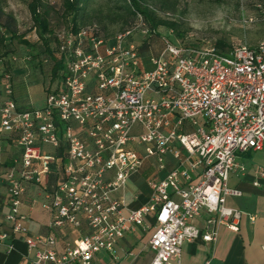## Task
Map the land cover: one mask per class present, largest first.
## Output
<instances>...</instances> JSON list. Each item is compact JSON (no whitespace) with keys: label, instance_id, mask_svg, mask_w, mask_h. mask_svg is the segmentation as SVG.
<instances>
[{"label":"built area","instance_id":"obj_1","mask_svg":"<svg viewBox=\"0 0 264 264\" xmlns=\"http://www.w3.org/2000/svg\"><path fill=\"white\" fill-rule=\"evenodd\" d=\"M157 33L137 12L129 29L110 37L97 23L59 34L60 86L42 108L20 109L12 74L3 72L0 135H16L22 149L6 176L5 219L30 251L37 249L30 264H91L96 254L113 252L120 239L144 227L149 216L155 218L150 264H181L185 242L216 241L221 225L238 231L241 212L226 200L243 193L228 182L237 168L246 172L237 163L239 153L264 148V41L223 53L215 44L191 46L161 35L164 48L145 68L141 46ZM186 123L194 129L183 131ZM168 154L177 164L162 178ZM150 158L158 162V174L149 180L151 198L124 215L125 198L112 194L125 189ZM53 171L60 180L50 186ZM28 183L45 187L52 227L81 228L86 220L89 232L76 245L58 252L53 237L29 234L20 212ZM253 184L264 187V168ZM203 211L212 225L205 233L195 224ZM8 237L0 233V245Z\"/></svg>","mask_w":264,"mask_h":264},{"label":"crops","instance_id":"obj_2","mask_svg":"<svg viewBox=\"0 0 264 264\" xmlns=\"http://www.w3.org/2000/svg\"><path fill=\"white\" fill-rule=\"evenodd\" d=\"M152 40L153 45L149 47L147 55L142 54L145 68H151L150 57L161 53L163 50L160 37ZM144 60L148 62L145 63ZM3 70L4 68L1 66L0 106L6 98ZM51 74L49 86L46 87L44 83L38 81L39 79L33 70L17 71V76L12 79V83L14 98L20 109L31 110L44 106L48 89L55 90L60 86V82L53 79ZM41 85L47 93L43 102L38 100V97L36 98ZM199 122L202 124V119ZM182 129L183 131H191L194 128L190 123H186ZM0 147L3 150V163L0 166V233H6L9 236L0 245V264H30L36 259L37 249L30 251L24 235L14 234L10 223L5 219L9 212L6 176L15 161L21 160L22 149L17 144L16 135H0ZM49 152L53 154L52 151ZM60 152L61 159L65 158V154ZM262 152H264V148L259 151L250 150L247 153H239L237 163L239 166H244L246 172L241 173L240 169L237 168L230 174L229 186L239 189L243 193L242 196H230L226 200L227 207L241 212V217L237 221L238 231L221 225L218 228L216 241L208 242L199 238L193 242H185L182 247L181 264H264V187L258 188L253 184L257 170L264 168ZM152 159L155 158L148 159L140 172L128 180L125 189L115 191L112 194L114 198H125L124 215H128L130 210H137L149 202L152 195L149 180L158 174V162L156 159V162ZM176 164V159L168 154L166 156L167 170L160 174L162 178ZM59 178L60 175L57 171H53L48 178V184L50 186L56 185L60 180ZM45 194L44 186L35 183L27 184L20 208L21 214L25 217L22 224L32 236L53 237L56 241L54 248L58 252H63L67 247L76 245L89 232V227L86 220L83 219L81 228L68 226L58 229L52 227L54 213L44 206L47 202ZM209 218V214L203 211L195 219V224L202 233L212 227L208 222ZM154 224L155 218L149 216L144 227H139L136 232L129 233L120 239L113 252L101 251L96 254L91 264H150L155 255L150 247V240L155 231Z\"/></svg>","mask_w":264,"mask_h":264},{"label":"rangeland","instance_id":"obj_3","mask_svg":"<svg viewBox=\"0 0 264 264\" xmlns=\"http://www.w3.org/2000/svg\"><path fill=\"white\" fill-rule=\"evenodd\" d=\"M51 11V26L55 35L68 29L67 21L57 12L63 0H43ZM31 0H4L5 11L16 19L18 33L24 35L30 46L14 41L10 43L11 56L18 61H7L4 71L11 72L13 78L17 71L33 70L38 81L49 86L50 74L54 60L43 51L44 46L31 16L29 4ZM103 0H97L91 8L92 20L87 24L98 23L96 18L105 9ZM144 7L153 12L157 20V29L162 37L174 42L191 46L214 44L223 39L231 45H256L264 40V0H145ZM110 29H113L111 26ZM143 43V38L138 37ZM55 46V42L53 43ZM40 53V54H39ZM32 55L37 59L24 61V57ZM38 55V56H36ZM145 63L148 61L144 60ZM13 81V80H12ZM38 83V82H37ZM36 96L42 101L46 92L41 85ZM264 155V152L261 153ZM155 161V159H152ZM156 164V163H155Z\"/></svg>","mask_w":264,"mask_h":264},{"label":"trees","instance_id":"obj_4","mask_svg":"<svg viewBox=\"0 0 264 264\" xmlns=\"http://www.w3.org/2000/svg\"><path fill=\"white\" fill-rule=\"evenodd\" d=\"M96 1L97 0H63L62 7L58 9L57 13L66 21L69 18L71 19L68 23L69 26L67 30L77 32L80 28L86 26L92 20L90 12ZM3 2L4 0H0V58L4 59V66L7 61H12L13 58V56L10 57V43L17 40L27 46H30V44L26 41L24 35L18 33L16 19L12 14L5 11ZM103 2L102 6H105V9L98 15L96 20L98 22L97 24L101 27L102 35L105 37H110L118 32H123L129 29L135 21L137 12H140L145 16L152 28H158V23L153 12L144 7L145 0H103ZM29 9L35 24V29L38 31L39 38L44 46L43 51L40 52L49 55L54 60L51 75L53 79H57L60 82L59 73L61 69L64 68V60L58 53V35H55L51 26L50 17L51 11L54 10V7L49 6L43 0H31ZM111 26L113 29H110ZM156 37H161V34L157 33L152 39H155ZM152 39L149 43L144 42L142 44L141 52L143 55H147L149 47L153 45ZM54 42L55 46L53 45ZM214 44L219 51L223 53L229 51L233 46L223 39L218 40ZM258 44L248 46L256 47ZM162 46L164 48V44ZM28 56L31 57L30 61L37 59V57H33L32 55ZM50 92H52V90L49 88L48 94Z\"/></svg>","mask_w":264,"mask_h":264}]
</instances>
